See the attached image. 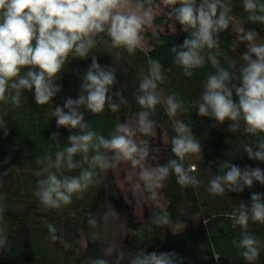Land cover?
Listing matches in <instances>:
<instances>
[{
    "label": "clouds",
    "instance_id": "9594fccd",
    "mask_svg": "<svg viewBox=\"0 0 264 264\" xmlns=\"http://www.w3.org/2000/svg\"><path fill=\"white\" fill-rule=\"evenodd\" d=\"M166 3L172 6L169 16L174 17L182 31L190 33L181 45L173 46L171 52L175 53V62L183 68L184 75L191 76L193 69L204 66L205 55L202 53L205 49L218 48L219 33L227 30L230 24L231 2L166 0ZM152 5L153 0H0V102L7 104L10 98L13 105H18L24 90H34L37 105L49 104L60 91L55 80L69 57L87 58L101 34L107 35L112 47L134 53L142 46V33L153 20ZM243 8L249 13L248 20L252 24L264 25L262 0H243ZM239 33V39L248 42L241 57L244 64L238 70L239 83H231L234 74L221 67L217 55L209 51L207 60L216 71L209 74L203 84L197 115L211 117L220 124L230 121L233 131L243 122L246 134L259 137L246 144L244 151L250 160L264 162V43H253L258 35L254 29L240 28ZM161 67L159 60H149V75L139 83V91L143 94L137 97V102L142 109L154 111L160 103L157 82L164 79ZM232 67H235L234 62L229 64V68ZM25 69L27 71L22 75ZM83 80L78 98L69 97L63 108L56 106L49 112L56 118L57 128H68L72 134L68 136V146L62 149L58 143L59 134H51V139L57 140L59 150L55 152L54 160L46 158L47 176L37 181L34 194L41 204L51 209L70 204L74 195L100 183L96 179L97 169L107 171L118 162L139 168L134 190L142 187L152 192L154 188L162 187V181L170 174L175 175L181 186L199 185L200 181L191 174L196 171L195 165L185 166L186 156L201 153V143L188 124L174 121L177 135L171 140V151L177 159L148 167L145 163L149 155L148 141H137L134 137L137 133L155 135V121L149 119L150 112L138 113L136 127L126 122L118 123L115 131L106 138L90 127L84 113L78 109L83 106L87 111L99 114L107 106L116 112L127 103L121 91L109 94L116 83V70L101 66L97 57L92 56ZM234 94L238 102L234 100ZM113 97L118 98L119 103L113 102ZM166 105L170 116H175L178 110L186 111L183 102L174 94L167 97ZM0 129L4 130L5 136L8 134L3 114H0ZM76 129L79 131L73 132ZM90 152L93 153L91 156ZM77 155H80V161L74 159ZM37 163H43V160ZM220 168L223 174L209 181L208 191L212 195L223 194L226 188L240 193L245 188L251 189L254 183L264 186V169L260 167L245 166L242 169L225 161ZM76 169H81L78 175L63 174ZM3 212L0 207V221H3ZM231 215L244 229L250 220L264 223V194L251 193L250 205L241 201ZM158 223H169L167 212L158 218ZM49 229L55 231L51 225ZM5 232L6 229L0 227V247L7 242ZM233 245L242 249L241 255L249 264L260 254L259 241L247 231L238 242L233 240ZM124 256L123 251L118 252L115 264H120ZM177 261L183 264V258L175 252L140 250L131 256L129 264H176ZM90 264H109V261L96 258Z\"/></svg>",
    "mask_w": 264,
    "mask_h": 264
},
{
    "label": "trees",
    "instance_id": "16d2710c",
    "mask_svg": "<svg viewBox=\"0 0 264 264\" xmlns=\"http://www.w3.org/2000/svg\"><path fill=\"white\" fill-rule=\"evenodd\" d=\"M159 2L160 0H153V4ZM230 2L229 17L240 18L246 27L254 29L259 34L264 43V25L252 24L248 20L249 13L243 8V0ZM145 35L150 39L151 49L146 51L140 47L132 54L123 48L112 47L106 34L98 36L96 46L90 50L87 58L69 57L55 80L60 86V91L47 105L35 103L34 90L32 92L24 90L18 105H13L10 98L7 104L0 102V114H3L8 129L6 136L4 130L0 129V198H2L0 207L4 209L0 227L6 229L7 236L6 244L0 247V264H90V261L96 258H103L109 261V264H115L117 253L111 257L104 247L107 220L110 215L105 181L106 177L111 178L110 173L105 176L103 171L97 169L99 175L96 179H99L100 183L90 185L82 193L74 195L70 204L60 207L64 213L77 212L79 216L77 219L73 218V224L71 223L73 227L66 229V248L52 244L56 241L54 237L60 234L61 228L58 225L54 223L53 232L48 225L40 224L43 218L49 220L57 218V211L45 207L34 194L37 181L47 176L46 158L51 157L54 160L55 152L59 150L56 147L57 140H52L51 134L53 132L59 134L58 143L61 149L68 146L67 139L72 134L68 128H57L56 118L50 116L49 112L56 106L63 108L69 97L78 98L81 85L84 83L83 76L92 63V56L97 57L101 66L116 70V83L109 94L119 90L127 100V103L122 104L116 112L107 106L99 114H93L83 106L78 109L84 113L85 121L92 129L106 138L110 137L123 115L138 114L147 110L142 109L137 102V97L143 94L139 91V83L149 75V60L156 59L160 61L161 74L164 77L163 81L157 82L160 103L156 105L154 111H147L150 112L149 119L162 125L167 131L169 143L165 148V163L169 159H177L171 151V140L177 133L174 131V116L167 112L166 100L169 95L174 94L178 101L183 102L186 111L178 110L175 116L191 127L192 134L201 143V153L196 154V171L191 173L200 181L199 185L181 186L177 183L175 175L170 174L162 187V193L170 201L169 205L152 208L147 214L148 219L133 227L128 251L120 264H129L131 256L140 250L157 253L175 252L183 258V264H249L241 255L242 249L233 245V240L238 242L245 231L259 241L260 254L252 264H264V223L250 220L247 229H244L231 215L241 201L250 205L251 193L264 194V186L254 183L251 189L245 188L240 193L230 192L226 188L220 195H212L208 191L209 181L216 175L223 174L220 165L225 161L242 169L245 166L264 169V162L250 160L244 151L246 144L259 137L246 134L243 122L233 131L230 121L220 124L211 117L197 115V104L204 91L203 84L208 75L215 74L216 71L207 60L209 51L217 55L221 67L234 74L231 83L233 85L239 83L238 70L243 61L233 37L228 29L221 31L218 36V48L205 49V53H202L205 55L204 66L193 69L191 76H185L183 68L175 62V53L171 52V48L181 45L190 33L183 31L179 34H154L145 30ZM233 62L235 67L229 68V64ZM26 71L27 69L23 70L22 75ZM234 100L238 102L235 94ZM113 102L119 103V99L113 97ZM64 111L67 112L68 109L65 108ZM92 154L89 153L90 156ZM74 159L80 161L81 157L77 155ZM39 160H43V163H37ZM189 165L191 164L186 156L185 166ZM80 170L63 174L78 175ZM148 193L152 199L156 198L153 191ZM210 198L214 199L213 205L209 211H205L207 206H204V202ZM39 212H42V217ZM165 212L168 213L169 221L174 224L189 222L195 215L201 213H205L207 220L163 239L158 218ZM46 214L53 216L46 217ZM80 227L87 230L91 239V243L83 252L79 251L76 236V230ZM73 235L75 238H72ZM176 264H179V261Z\"/></svg>",
    "mask_w": 264,
    "mask_h": 264
},
{
    "label": "rangeland",
    "instance_id": "374dc122",
    "mask_svg": "<svg viewBox=\"0 0 264 264\" xmlns=\"http://www.w3.org/2000/svg\"><path fill=\"white\" fill-rule=\"evenodd\" d=\"M147 6V5H146ZM153 20L150 26H146L145 30L154 33H181V26L174 19V17L169 16V12L171 11V5L166 3V0H160L159 3L153 4ZM159 19V20H158ZM162 19V20H160ZM249 29L246 27L244 22L236 17H230V24L228 27V31L230 35L233 37L236 45L237 51L242 57L243 53L247 50V41H241L239 39V29ZM258 34V33H257ZM143 42L141 48L149 51L151 49L150 39L145 35V31L142 33ZM253 43H263L259 34L253 41ZM243 61V60H242ZM244 64V61L242 62ZM164 99V98H163ZM138 119V114H125L122 116L120 123H128L132 127H136V122ZM175 121L178 120L176 116H174ZM155 135L153 136H142L137 133V136L134 137L137 141L139 140H147V147L149 149V155L146 159V166L155 167L157 165L165 164V156L166 151L165 148L169 143V137L167 131L164 127L158 123H155ZM111 155V154H110ZM191 165L197 164L196 154H190L187 156ZM105 176L107 173L111 174V178L106 177V185H107V193L110 204V215L107 220V236L104 238L105 240V251L106 253L112 257L116 253L123 251L127 253L129 246V237L133 231V227L139 223H142L148 219V212L152 208L157 206L167 207L169 205V200L162 193V187L154 188L152 191L155 195V199H149V193L145 191L142 187L140 189L134 190V185L138 180V172L139 168H133L130 163L127 162H118L116 166L107 171H103ZM164 181H162V185H164ZM82 194H80L81 196ZM214 199H208L204 202V206L207 208L205 211H209L210 207L213 205ZM39 205V203H38ZM40 206V205H39ZM57 211V218L49 220L43 218L40 224L43 225H51L54 223L58 225L60 229V234L53 241V245L62 246L66 248V239L67 232L66 229L73 227V218H79L77 212L64 213L63 209H53ZM40 213V217H42V212ZM101 213V212H100ZM68 216H65V215ZM205 213L195 215L189 222L174 224L169 221L168 224L159 223L158 226L161 231L162 238H167L182 231H185L193 226L200 224L201 222H206ZM46 217H52V215L46 214ZM75 223V222H74ZM67 226V227H66ZM66 227V228H65ZM23 226H21V229ZM76 236L79 243V251L83 252L91 243V239L87 230L83 227H80L76 230ZM70 237V236H69ZM58 238V239H57ZM75 238V235L72 236Z\"/></svg>",
    "mask_w": 264,
    "mask_h": 264
}]
</instances>
